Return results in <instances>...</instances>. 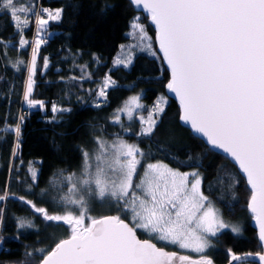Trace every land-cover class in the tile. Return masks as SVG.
<instances>
[{
    "label": "snow or ice",
    "instance_id": "1",
    "mask_svg": "<svg viewBox=\"0 0 264 264\" xmlns=\"http://www.w3.org/2000/svg\"><path fill=\"white\" fill-rule=\"evenodd\" d=\"M129 2L149 13L156 27L159 49L170 70L166 87L179 98L180 119L213 148L223 150L244 174L250 187L248 209L258 225V240L264 249V0ZM0 11L17 25L21 22L27 25L33 9L31 3L0 0ZM41 11L47 13V19L35 13L39 29L50 20H59L63 10ZM130 27L134 31L129 35L138 32L140 41L149 39L138 18H134ZM20 43L23 46L27 41ZM41 43L39 39L35 41L36 49ZM36 49L24 94L33 107L38 103L29 99L36 71ZM130 62V59L115 61L125 66ZM110 83L111 78H106L99 96L107 98L105 89ZM139 100L132 97L127 102L130 118L133 107H143ZM164 103L161 97L147 118L141 117L147 125L141 129V136L154 134ZM52 110L58 109L53 106ZM19 132L17 126V136ZM97 143L94 153L81 149L80 175L72 173L66 177L71 185L66 193L60 194L55 185L54 195L42 190L41 196L48 197L55 211L37 207L23 196L16 197L30 205L49 226H68L70 230L69 237L56 242L41 264H213L207 256L194 260L188 255L165 251L152 242L163 241L204 253L213 246L209 237H216L228 227L220 218L219 209L202 192L199 173H182L159 161L143 163L145 153L119 137L112 144L103 140ZM93 158L95 166L90 162ZM30 171L35 181L36 171L31 168ZM9 198L7 191L0 194V201ZM96 201L115 208L118 214L92 217L90 208ZM2 212L0 208V219ZM32 227V221L18 218L19 229ZM137 230L150 239L138 238ZM232 231L239 233L240 229L233 227ZM13 239L18 240L19 236ZM3 243L0 236V245ZM241 259L231 254L232 261ZM258 259L264 264V254H258Z\"/></svg>",
    "mask_w": 264,
    "mask_h": 264
},
{
    "label": "trees",
    "instance_id": "2",
    "mask_svg": "<svg viewBox=\"0 0 264 264\" xmlns=\"http://www.w3.org/2000/svg\"><path fill=\"white\" fill-rule=\"evenodd\" d=\"M41 4L42 9L63 11L61 18L45 29L43 38L47 31L51 36L45 39L46 43L42 38L39 56L41 60L46 59L48 67L36 74L32 98L46 102L47 106L57 104L66 111L58 113L57 121L51 122L39 112L25 117L19 142L14 132L2 131L5 126L17 124L30 48L19 46L21 33L11 17L1 12L0 192L7 191L10 198L0 204L3 209L0 236L4 238L0 247V264L27 262L32 256L27 255L31 249L36 251L44 247L45 252L35 256L32 263L40 264L43 256L59 242L57 237H69L65 226H49L29 206L20 204L13 197L23 196L36 206L49 207L48 197H42L38 192L47 191L49 185L56 186L60 179L66 181L62 178L64 176L77 174L82 166L81 149L94 145L101 136L122 134L120 125L112 118L119 104L130 94L140 93L143 103L151 105L158 96H166L165 85L169 81L160 58L142 53L135 56L130 69L112 67L120 47L128 40L130 23L136 16L128 0H42ZM142 23L153 35L146 20L143 19ZM24 35L31 40L36 37V32L29 27ZM7 57L19 58L23 63L16 69L5 67L3 61ZM87 74L89 79L84 78ZM105 75L117 86L106 92L104 103L96 102L94 92L87 93L86 89L92 88ZM159 121L152 136L140 137L135 129L126 138L137 144L152 161L163 162L181 171L198 169L202 174L203 193L216 202L225 219L242 225L241 236L229 231L216 236L209 252L213 263L227 264V250L236 254L261 252L247 212L250 192L236 167L179 124V109L173 100L168 99ZM16 145L19 146L15 152L16 161L39 162L37 184L32 193H28L27 188L16 189L9 179L15 172L10 171L11 165L16 168L12 161ZM18 218L32 221L34 227L19 229ZM16 236H19L18 240L13 239Z\"/></svg>",
    "mask_w": 264,
    "mask_h": 264
},
{
    "label": "rangeland",
    "instance_id": "3",
    "mask_svg": "<svg viewBox=\"0 0 264 264\" xmlns=\"http://www.w3.org/2000/svg\"><path fill=\"white\" fill-rule=\"evenodd\" d=\"M17 2L18 3L23 2L25 4L31 3L32 4V9H33V11L29 13L30 20L27 23V25L23 24V22H21L19 25H17V22L13 20L16 29L21 33V36H22V39L21 40L27 41V44L21 46V43H19V46L20 47H27L28 46L30 48V58H29V61H28L27 65H26V67H27V79L25 81V86H24L25 87L24 94H25L26 86H27V81H28V76H29L28 69L31 67L33 50L36 49L35 41L37 39H39V40H41L43 42V39H44L43 36L45 35V32H46L45 29H46V27L50 23H53V22H55L57 20H50L48 22V24L43 29H39L38 28V25L35 22L36 21V15H35V13L41 12V10H42V7H41L42 6V4H41L42 3V0H17ZM46 9H49L50 11L52 10L50 8H46ZM57 10H59V9H57ZM57 10L56 9H53L52 12H55ZM137 11H139V10H137ZM1 12L2 11H0V14H1ZM2 13L6 14L5 12H2ZM20 15H21V18L23 19V14H20ZM40 16L41 17H44V19H47V13H44L43 12V15H40ZM134 18H138V22L144 27L145 32H146V35H147V37L149 39L146 40V41H140L137 38L138 35H139L138 32H137V34L135 36L129 35V33H132L134 31L130 27L129 28V31L127 33V38H128L127 42L120 47V49H119L116 57L112 61V67L113 68L122 67V68H125V69H130V67L133 64V61H134L135 56L137 54H139V53L146 54V55L151 56V57H154V58H157V57L158 58H161L160 55H159V53H158V51H157V46H156V42H155V33H154V31L152 30L153 31V35H150L149 32L147 31L146 25H143V23H142V21L144 19V20H146V23L148 25H150V23L148 22V18L143 13H136V16ZM134 18L132 19V21L134 20ZM132 21H131V23H132ZM131 23H130V25H131ZM29 27H33V31L36 32V37L34 39L32 38L31 40L26 39V37L24 35V32ZM49 36H51V33H48V31H47V35L45 36V39L46 38L48 39ZM45 39H44V42L46 43L47 40H45ZM41 44H40L39 48L36 49V51H37V55H36V71H35V75L32 77V79L34 80L32 92L34 90L35 80L37 78L36 77V74L37 73H40V71L41 72H44V70L48 67V64L45 67V61H46V59H42L41 60V56H39V50L41 48ZM149 44H150V48L148 47ZM133 45H135V47ZM152 53H155V55H153ZM117 59H121L122 61H128L130 59L131 62L128 63L127 66H125L124 63H121V64L117 65L115 63V61ZM18 61H20L19 58H10V57H7L3 61V65L5 67H10L12 69H16V67L18 65V63H17ZM108 77H109L108 75H105L92 88H87L86 89L87 90V93H90L91 91L94 92L93 99H95L94 97H96V99L94 101H96V102H103L105 100L104 97L99 96V92H100L101 88L104 86V82H105L106 78H108ZM84 78L85 79H89L90 78V75L87 74V75L84 76ZM111 82L112 83H110L108 85V87L105 89L106 92L110 88H114V87L117 86L116 82L113 81L112 79H111ZM132 97H139L140 98L139 102L143 105V107L142 108H135V107H133L132 108V116L130 118L126 109L129 106L127 102L130 101ZM161 97H163L164 100H165V103L162 105V107L165 109V106H166V104L168 102V97L167 96H158L151 105H146V104L143 103V101H142V95L140 93H133V94H130L129 96H127L119 104V106L115 110L114 115L112 117L114 119V123L120 125V128L122 129V134H120V135L112 134L111 136H101L100 138L97 139V142L99 140H103V141H106L108 144H112L114 141L117 140V137H119V138L123 139L124 141H126L128 143H133V142H131L130 140H128L126 138V135L132 134L133 131H135V129L138 131L137 132V135L138 136H140V137H150V136H141L140 135L141 129L143 127H146L147 126L146 124H144L142 122L141 117H144L146 119L147 116H148V114L153 110V106L157 103V101ZM29 99L38 102L36 104V106H34V107L33 106H29L28 102L25 100V98L23 96L22 103H21V109L19 111V114L17 115V124L16 125L5 126L3 128V130H2L3 132H7V133L14 132L15 133V139L18 142H19V139H20L21 132H19V136H17L16 128L18 126L19 129L21 130L22 125L24 123L25 117H28L32 113L39 112V113L44 114V115L47 116V118H45L46 121L51 122V121H57L56 119H57L58 113H62L64 111H66V109H62L57 104H52L50 106H47L46 102L37 101V100L33 99L32 98V93H31V96L29 97ZM41 103L43 104V107L40 106ZM96 105H98V104H96ZM53 106H55L58 109L56 112H53V110H52L53 109ZM161 115L162 114H160V116ZM160 116L158 117V119L160 118ZM154 118H157V117L154 116ZM117 120L119 121L118 123L116 122ZM136 123L138 125L135 126ZM123 127H125V128H123ZM0 140H1V136H0ZM16 141H15V144H16ZM97 142L94 145H92V146H88L84 150H87L89 153H94L96 151V149L98 148V143ZM133 144H135V143H133ZM18 147L19 146L16 145L14 147V150H13L12 161L14 162L16 168L13 165H11L10 171L11 172L15 171V172H14V176L9 177V179H12V182L14 183V186L16 187V189L21 190L23 188H27V192L28 193H32L34 191V185L37 184L38 165H39V162H24V161H21V160L16 161L15 160V157H16L15 152L17 153ZM90 162L93 164V166H95L96 161H95L94 158ZM147 162H153V163H155V162H158V161H152L151 159H149L148 157H146V159L143 161V163H147ZM82 163H83V157H82ZM0 168H1V162H0ZM30 168L31 169H34L36 171V174L37 175H36L35 181H33V179H32V172L30 171ZM173 169H175V168H173ZM176 170H178V169H176ZM179 171L182 172V173L198 172L199 175H200V178L202 180V174L199 172L198 169H193V170H188V171H181V170H179ZM80 172H81V170L78 171L76 175L79 176L80 175ZM140 172H142V168L141 169H138V175H139ZM66 177L67 176H64L62 178L63 179H66ZM9 179H8V181H9ZM136 179L137 178H134V182H135ZM55 183H56V181H55ZM29 186H31V190L30 191H29ZM56 187L61 190V193L60 194H64V193L67 192V188L71 187V185L67 182V180L64 181V180L60 179L58 181V183L56 184ZM6 190H7V187H6ZM201 190H202V184H201ZM47 192L49 194H51V195L56 194V191L53 188V185H51V186L49 185V187L47 189ZM202 192H203V190H202ZM0 194H2V193L0 192ZM40 194H41V191L38 192V195H40ZM35 195L36 194H34V197H35ZM13 198L14 199H17L15 196ZM25 199L30 200L29 198H25ZM7 200L8 199H6L4 201H0V204H5V202ZM17 200L20 202V204H22V205H24L26 207L29 206V208L32 210V212L36 216H39V218L42 220V217L40 216V214L36 213L34 211V209L31 208L30 205L23 203L19 199H17ZM209 200L213 203L214 207H216V208L219 209V216H220V218L223 219L225 221V223L228 225L227 228L222 229L221 231H219L217 233V235L220 234L221 232L229 231L233 235L241 236L242 235V225L240 223L233 222V221H229V220L225 219L224 216H223V214H222V211H221L220 207L216 204V202H214L211 198H209ZM37 207H39V206H37ZM46 209L49 212L55 211V209L53 208L52 203L49 205V207H46ZM117 214H118V212L116 211L115 208H110L107 205H101L100 202H98V201L93 202L92 205H91V208H90V215L92 217H95V218H100V217L105 216V215H117ZM121 216H122V218H124L123 214H121ZM25 220H28V219H25ZM126 222H127V220H126ZM1 223L2 222H0V227H1ZM88 223H89V221L86 219L85 220V224L87 225ZM65 227L67 228L68 235H70V230H68V226H65ZM233 227H238L240 229L239 233L233 232L232 231V228ZM137 232H138L139 238H141V239H150V237L145 232H143L142 230H137ZM63 238H64V236L63 237L62 236L57 237L58 240H61ZM215 238L216 237H209V239L212 242V245L214 243V239ZM152 242L153 243H156L158 247H162V248H164V250H166L168 252H176V253H178L180 255H188L190 258H193V259H199L202 255L203 256L210 257L209 252L213 248V246L207 248L204 253H196L195 251H191V250H188V249H181V248H179L176 245L167 244L166 242H163V241L153 240ZM0 247H1V245H0ZM41 249L44 250L43 252H45V250H46L44 247L43 248H39L36 251H33V249H31L30 252H31L32 256H31V258H29V261H27V262L26 261H23V262L16 261V262H13V263H10V264H32L35 261V256L37 257L38 255H40V254L43 253L42 251H40ZM227 253H228L229 257H230V253H233V252H231V251L229 252V250H227ZM258 253H260V252H258ZM234 254L235 255H238L236 253H234ZM235 264H251V263H239V262H237Z\"/></svg>",
    "mask_w": 264,
    "mask_h": 264
},
{
    "label": "water",
    "instance_id": "4",
    "mask_svg": "<svg viewBox=\"0 0 264 264\" xmlns=\"http://www.w3.org/2000/svg\"><path fill=\"white\" fill-rule=\"evenodd\" d=\"M128 1H129V0H128ZM129 3H130V2H129ZM131 5H132V4H131ZM132 7H133V10H134L136 13H143V14L148 18V22L150 23L149 26L152 28V30H153L154 33H155V42H156V46H157V51H158V53H159V55H160V57H161L160 60H161V62H162L163 67H164V68L166 69V71L168 72V74H169V80H170V70L168 69V66H167L166 61L163 59V53H162V52L160 51V49H159V43H158V41H157V39H156V36H157L156 27H155V25L151 22V16H150V14L147 13V12H145V11L143 10L142 7L139 8V9L136 8L134 5H132ZM137 10H139V11H137ZM168 82H169V81H168ZM168 82H167V83H168ZM167 83H166V85H167ZM166 85H165V93H166V96L168 97V99L173 100V101L176 103V105H177V107H178V109H179V124H180L182 127L188 129V130L190 131V133L192 134L193 137H195V138L201 140V141L205 144V146H206L207 148H209L211 151H213V152H215V153H218V154H220V155H223L226 159H228L229 162H230L233 166L236 167V169H237V171L239 172V174L243 177V179L245 180L246 186H247V188H248V190H249V192H250V187L247 185L246 178L244 177V174H243L242 172L239 171L238 165H235L234 162L231 161V158L228 157L227 154L223 152V150L213 148L210 144L207 143L206 138L202 137V136H201L200 134H198V133H195V132L192 130L190 124H185V123L180 119V115H181V113H182V109H181V106H180L179 98L175 95V93L170 92V91L167 89ZM249 198H250V197H249ZM248 203H249V199H248V201H247V212H248L249 216L251 217L250 226H251V228H252L253 230L256 231V236H257V240H258V232H259V228H258V225H257L256 222H255V219H254L252 213H251L250 210L248 209ZM138 238H139V236H138ZM140 239H141V238H140ZM258 242H259V240H258ZM259 243H260V242H259ZM157 247H158V246H157ZM261 249H262V247H261ZM165 251H166V250H165ZM231 254H234V253H230V257H229V260H228L227 264H235V263H237V262H239V263H255V264H260V261H259V259H258V254H264V249H262V251H261L260 253H255V254L251 253V255H249L250 253L238 254V256H240V257L242 258V259L239 260V261H232V260H231ZM179 255H180V254H179ZM208 258H209V257H208ZM191 259H193V258H191ZM209 259H211V258H209ZM194 260H195V259H194ZM211 260H212V259H211ZM41 261H42V259H41ZM41 261H40V264H41Z\"/></svg>",
    "mask_w": 264,
    "mask_h": 264
},
{
    "label": "built area",
    "instance_id": "5",
    "mask_svg": "<svg viewBox=\"0 0 264 264\" xmlns=\"http://www.w3.org/2000/svg\"><path fill=\"white\" fill-rule=\"evenodd\" d=\"M52 10H53V9H52ZM52 10H51V11H52ZM38 13H39L40 15H43V12H42V11H41V12H38Z\"/></svg>",
    "mask_w": 264,
    "mask_h": 264
},
{
    "label": "flooded vegetation",
    "instance_id": "6",
    "mask_svg": "<svg viewBox=\"0 0 264 264\" xmlns=\"http://www.w3.org/2000/svg\"><path fill=\"white\" fill-rule=\"evenodd\" d=\"M209 258H211V257H209ZM212 259V258H211ZM213 261V260H212Z\"/></svg>",
    "mask_w": 264,
    "mask_h": 264
}]
</instances>
